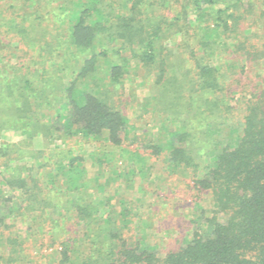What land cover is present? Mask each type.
<instances>
[{"label": "trees", "instance_id": "1", "mask_svg": "<svg viewBox=\"0 0 264 264\" xmlns=\"http://www.w3.org/2000/svg\"><path fill=\"white\" fill-rule=\"evenodd\" d=\"M10 1L0 12V136L21 139L0 142V264H264V0ZM132 65L159 86L143 103L164 116L155 143L130 138ZM73 135L104 137L133 165L147 151L162 161L157 231L163 210L199 211L179 215L163 250L142 244L131 207L88 186ZM140 139L145 152L129 148ZM89 158L113 180L125 171L105 150Z\"/></svg>", "mask_w": 264, "mask_h": 264}, {"label": "rangeland", "instance_id": "2", "mask_svg": "<svg viewBox=\"0 0 264 264\" xmlns=\"http://www.w3.org/2000/svg\"><path fill=\"white\" fill-rule=\"evenodd\" d=\"M10 2V0H3L0 5L1 15H6L5 8ZM166 13L169 15L171 14L169 11ZM165 43L169 46L172 45L171 41H166ZM254 73L255 70L249 72L251 79L253 78ZM129 74L128 79L124 83V96H129L126 99L127 103L125 104V112L129 117L131 124L130 138L134 139L140 136L149 138L155 143L159 138H163L166 133L163 124L164 116L151 110V104L153 103L152 97L157 94L159 86L155 83V80L152 77L145 76L146 73L143 68H135V65H132ZM261 87L264 86L261 85ZM146 98H149L151 104L148 103L146 107H144L143 103H145V101L146 103L149 102ZM139 105L142 106L143 109H141ZM103 138L100 141H86L81 136L73 135L66 138V143H68L69 146H75L77 151L78 148H82L81 151L84 152L83 155L86 157L88 186L99 198L109 197L112 200V203L116 204L117 208L122 207L121 203L131 207V214L135 215V217L132 218L133 237L141 241L142 244L148 245L157 250H163L167 245V238L170 236L173 238L179 232L173 228L178 221L179 215L181 213H186L188 218L195 216L200 207L195 206L194 203H192L177 212L170 211L167 213V211L163 210L159 213L160 221L163 223L166 222L167 225H164V229L162 228L157 231L155 228L156 224L154 225L152 219V206L155 200H161L162 198L159 197V199H157V196L155 195L156 193L154 194L153 191L161 186V179L166 178L167 176L166 172L163 170L162 161H156L154 157L148 154V151H142L145 143L144 141H141V139L140 142L131 143L129 148H140L141 152L146 153L147 160L144 166L140 163H138V165L137 163L133 165L130 161H127V158H124V160H118L119 149L104 142ZM20 139L21 137L18 136L16 132L9 129L3 132L0 136V142L2 140L16 142ZM55 142L58 145L60 144V146L63 145L59 139H56ZM127 142L129 143L131 140H128ZM98 149L105 150L109 156L114 157L112 162L113 170L116 168L118 172H122V169H125V171L122 172V176L117 178V180H113L114 175L112 172L102 170V172L99 173L97 165L90 160V153L93 151L98 152ZM138 166L142 167V170H140ZM130 170H133L134 173ZM159 192H161V194L164 193V188L160 187ZM121 200H123V202H120ZM174 200L177 202L178 198L175 197ZM174 200H171V202ZM202 205L206 207L208 202L203 201L201 206ZM162 208L166 209L168 207L163 206ZM64 221L66 222V220ZM177 225H179V223ZM182 232H185L183 228ZM29 233L30 232H28V234ZM49 243L50 238L47 236L46 244ZM33 253L34 255H39L41 252L38 247H35L34 251H32V254ZM43 254H51L54 256L55 252L53 248H50L47 252L44 251Z\"/></svg>", "mask_w": 264, "mask_h": 264}]
</instances>
